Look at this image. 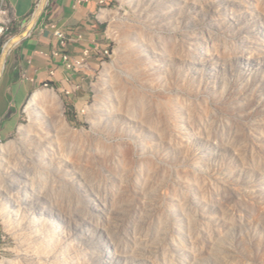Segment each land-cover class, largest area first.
Here are the masks:
<instances>
[{
  "label": "rangeland",
  "instance_id": "1",
  "mask_svg": "<svg viewBox=\"0 0 264 264\" xmlns=\"http://www.w3.org/2000/svg\"><path fill=\"white\" fill-rule=\"evenodd\" d=\"M108 13L77 123L42 88L0 144V264H264V0Z\"/></svg>",
  "mask_w": 264,
  "mask_h": 264
},
{
  "label": "crops",
  "instance_id": "2",
  "mask_svg": "<svg viewBox=\"0 0 264 264\" xmlns=\"http://www.w3.org/2000/svg\"><path fill=\"white\" fill-rule=\"evenodd\" d=\"M8 1L18 22L0 56V144L16 134L23 108L46 85L61 93L69 101L68 105L72 103L78 110L83 107L101 66V54L110 45L102 17H109V8L115 2ZM103 1L105 5H101ZM53 25L66 35V48L61 47L51 27ZM86 51L91 54L87 68H66L63 55L79 60ZM3 235L4 228L0 222V245Z\"/></svg>",
  "mask_w": 264,
  "mask_h": 264
},
{
  "label": "built area",
  "instance_id": "3",
  "mask_svg": "<svg viewBox=\"0 0 264 264\" xmlns=\"http://www.w3.org/2000/svg\"><path fill=\"white\" fill-rule=\"evenodd\" d=\"M77 2L80 4H85L88 3V0H77ZM101 5H105V2L104 1L101 2ZM101 15H105V13ZM17 22H18V18L13 14L9 1L0 0V56L2 54L4 45L13 34V28ZM51 27L52 29H54L55 36L60 40L61 47L66 48L68 42L66 35L56 26L53 25ZM55 55L59 56L58 53H56ZM104 55H109L108 50L102 52L101 57H103ZM90 57H91L90 52L86 51L83 57L79 60L72 59L68 55H63V60L68 70H74V69L87 68V60Z\"/></svg>",
  "mask_w": 264,
  "mask_h": 264
},
{
  "label": "trees",
  "instance_id": "4",
  "mask_svg": "<svg viewBox=\"0 0 264 264\" xmlns=\"http://www.w3.org/2000/svg\"><path fill=\"white\" fill-rule=\"evenodd\" d=\"M14 32H15V30L13 28V33ZM66 117H67L69 122H71L73 124L77 123V114H76V110L73 106H71V105L67 106Z\"/></svg>",
  "mask_w": 264,
  "mask_h": 264
},
{
  "label": "bare ground",
  "instance_id": "5",
  "mask_svg": "<svg viewBox=\"0 0 264 264\" xmlns=\"http://www.w3.org/2000/svg\"><path fill=\"white\" fill-rule=\"evenodd\" d=\"M106 14V13H105ZM109 19V18H108ZM49 86H45V88H48ZM38 96V95H37ZM37 96H35L34 97V99H33V104L36 102V101H38L37 100ZM41 100H42V98H41ZM62 124H64L63 122H62ZM28 195H29V193H27ZM17 214H19V211H17L16 212ZM17 214H15V215H17ZM19 215H17V217H18ZM38 220L40 221V222H42V223H44V222H46V220L44 219V218H42L41 216H39V218H38Z\"/></svg>",
  "mask_w": 264,
  "mask_h": 264
}]
</instances>
